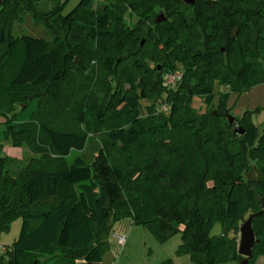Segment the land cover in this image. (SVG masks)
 I'll return each instance as SVG.
<instances>
[{
  "label": "trees",
  "instance_id": "trees-1",
  "mask_svg": "<svg viewBox=\"0 0 264 264\" xmlns=\"http://www.w3.org/2000/svg\"><path fill=\"white\" fill-rule=\"evenodd\" d=\"M67 1L0 0V116L12 146L32 152L15 172L16 159L0 157V230L22 218L0 264H104L125 217L159 241L180 234L176 254L194 264H239L237 234L252 214L255 264L264 254V131L245 113L235 133L224 98L264 83V0H101L95 9L78 0L64 12ZM156 7L166 20L156 22ZM28 13L51 40L13 34ZM175 70L182 77L168 89L162 77ZM215 81L227 89L216 106ZM194 95L205 111L191 107ZM33 100L30 120L8 118ZM90 141V160L67 161Z\"/></svg>",
  "mask_w": 264,
  "mask_h": 264
},
{
  "label": "rangeland",
  "instance_id": "rangeland-1",
  "mask_svg": "<svg viewBox=\"0 0 264 264\" xmlns=\"http://www.w3.org/2000/svg\"><path fill=\"white\" fill-rule=\"evenodd\" d=\"M101 0H94L92 9H95L98 2ZM78 0H68L65 4L64 12H68L72 9ZM51 6V3H41L40 9L44 10ZM157 9L156 17L163 12ZM164 14V13H163ZM165 16V15H164ZM155 17V18H156ZM22 23H16L13 27L14 35H33L38 37H45L51 40V36L46 32L45 27L40 22H35L31 14H26L23 17ZM127 25L132 26L136 22L134 15L125 13L123 17ZM167 19V18H166ZM165 19V20H166ZM144 40L141 39L142 45ZM75 63L78 60L75 59ZM93 64V63H91ZM152 65V63L150 64ZM214 96L212 105L216 106L220 99V91H227L225 87L219 85L217 81L213 84ZM225 107L228 108L229 113L233 117L240 118L245 113H249L252 121L257 125L259 132L264 131V83L257 84L250 89L237 93L229 91L224 98ZM142 106L147 104V101L141 100ZM192 108L198 111H205L206 104L202 97L194 95L190 102ZM36 103L33 100L27 107H23V104L16 105L15 109H12L7 114L8 118H14L13 123L20 124L30 120L32 111L35 110ZM5 117L0 116V157L7 155L16 159L12 162L10 169L15 172L22 166L26 158L32 155V152L26 147L12 146L11 137H7L5 133L6 124L4 123ZM97 151V145L95 142L90 141L86 148L81 152H72L67 156V161L71 162L76 154H81L85 159L90 160L93 153ZM257 169L253 168L251 172L246 174L247 178H253L257 176ZM21 217L13 219L8 230H0V255L4 253V247L9 246L18 236L21 230ZM221 232V225L215 223L210 234L216 235ZM114 234H122L125 236V242L122 247L118 246L116 240L113 238ZM239 240V233L237 234ZM180 234H174L165 241H159L155 236L141 224H134L130 217L119 219L113 225L112 232L109 236V247L102 254V261L104 264H159L166 258H171L174 264H194L190 261L188 255H177L176 248L180 244ZM222 264H238L235 261H229Z\"/></svg>",
  "mask_w": 264,
  "mask_h": 264
},
{
  "label": "water",
  "instance_id": "water-1",
  "mask_svg": "<svg viewBox=\"0 0 264 264\" xmlns=\"http://www.w3.org/2000/svg\"><path fill=\"white\" fill-rule=\"evenodd\" d=\"M188 2H191V0H186ZM166 17L163 13H160L156 17V22L164 21ZM232 33L236 32V28H233ZM227 118L230 124L233 125L234 132L237 134H243L244 129L242 126L234 119V117L230 114H227ZM253 214L249 215L240 225L239 227V240H238V246H237V252L241 256H243V259L239 262V264H248V258H250L253 255V248L255 243L257 242V239L254 234V230L252 228V218ZM7 264H10V262H7ZM76 264H85L84 262H78Z\"/></svg>",
  "mask_w": 264,
  "mask_h": 264
},
{
  "label": "built area",
  "instance_id": "built-area-1",
  "mask_svg": "<svg viewBox=\"0 0 264 264\" xmlns=\"http://www.w3.org/2000/svg\"><path fill=\"white\" fill-rule=\"evenodd\" d=\"M181 77H182V73L179 70H175L174 72H166L162 77V83L166 88L172 89L177 86L178 81L181 79ZM159 111L166 112L167 105L162 103L159 106ZM113 237L115 238L118 246L122 247L124 245L125 242L124 235L113 233Z\"/></svg>",
  "mask_w": 264,
  "mask_h": 264
},
{
  "label": "crops",
  "instance_id": "crops-1",
  "mask_svg": "<svg viewBox=\"0 0 264 264\" xmlns=\"http://www.w3.org/2000/svg\"><path fill=\"white\" fill-rule=\"evenodd\" d=\"M255 264H264V254L257 257Z\"/></svg>",
  "mask_w": 264,
  "mask_h": 264
}]
</instances>
